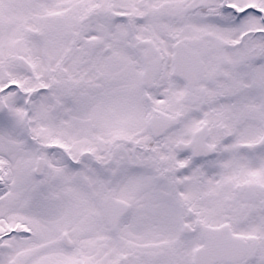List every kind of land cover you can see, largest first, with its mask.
<instances>
[{"label":"snow or ice","instance_id":"snow-or-ice-1","mask_svg":"<svg viewBox=\"0 0 264 264\" xmlns=\"http://www.w3.org/2000/svg\"><path fill=\"white\" fill-rule=\"evenodd\" d=\"M0 264H264V0H0Z\"/></svg>","mask_w":264,"mask_h":264}]
</instances>
